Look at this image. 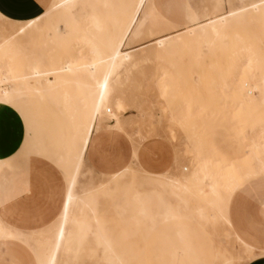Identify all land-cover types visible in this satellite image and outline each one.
Returning a JSON list of instances; mask_svg holds the SVG:
<instances>
[{"label": "bare ground", "instance_id": "1", "mask_svg": "<svg viewBox=\"0 0 264 264\" xmlns=\"http://www.w3.org/2000/svg\"><path fill=\"white\" fill-rule=\"evenodd\" d=\"M159 2L163 13L168 14L169 0ZM213 2L212 12L202 21H198L197 11L185 4V16L191 22L187 26L165 18L155 0H49L40 16L23 22L0 14V119L4 109L21 96L43 98L51 94L55 101L46 98L67 116L68 129L66 195L60 214L43 229L24 231L8 223L7 202L1 198L6 163L0 156V264H4L14 239L34 252L38 264H135L138 258L133 256L132 242L128 241L138 237L139 220L151 218L152 206L171 219L228 229L234 246L228 249L221 241L223 234L213 233L212 264H238L255 253L264 256V250L249 245L233 230L226 210L221 208L240 183L264 172V159L257 167L248 164L243 172L240 168L228 171L213 181L209 166L213 162L223 164V159L211 161V150H205L200 138L191 133L185 142H179L185 147L176 150L173 164L166 171L150 173L140 165L137 155L148 137L130 130L133 120L123 122L119 117L135 109L141 119L147 117L149 125L154 124L152 117L142 112V104L128 94L146 91L147 84L160 98L168 93L172 98L190 101L206 95L210 101L230 98L231 110L247 117L264 111V66L257 70L264 64V0ZM150 36L157 37L123 51ZM148 66L159 69L146 76L142 69ZM158 79L163 82L158 83ZM181 80H185L183 87L187 86L183 90ZM6 84L11 85L9 89L2 88ZM185 105L197 108L191 102ZM175 109L171 105L164 113L169 126L180 124ZM188 117L193 115L183 116L181 126H186ZM259 123L248 124L256 130L243 136L250 150L258 147V134H264ZM205 126V121L196 120L192 131ZM127 127L125 136L139 138V143L133 145L131 163L105 175L109 183L101 189L109 195H102L99 185L77 193L92 134L102 130L124 133ZM255 131H259L257 136ZM179 151L188 158L190 170L186 165L179 167ZM247 154L246 150L232 159H243ZM135 174L145 177L144 185L132 179L133 184L123 188L124 179ZM144 187L148 189L142 194L140 189ZM187 193L209 201L193 211ZM101 202L109 212L122 213L119 219L127 229L114 235L102 230L98 214ZM233 251L237 254L232 255Z\"/></svg>", "mask_w": 264, "mask_h": 264}, {"label": "rangeland", "instance_id": "2", "mask_svg": "<svg viewBox=\"0 0 264 264\" xmlns=\"http://www.w3.org/2000/svg\"><path fill=\"white\" fill-rule=\"evenodd\" d=\"M39 1L45 10L48 6L49 0ZM186 1L170 0L171 11L170 14L167 15L163 13L162 5L159 0H155L158 9L162 12V15L165 18L182 26H187L191 23L186 19L185 16L184 7ZM190 2L192 7L198 13V21L205 19L214 8L213 0H190ZM110 32L111 29H108L107 33ZM155 37L150 36L151 39L148 38L136 42L127 48H123V51L148 43ZM259 66L260 68L257 66V70H261L264 64L262 63ZM158 69L159 68L154 66H150V68L148 66L146 69L143 68L142 71L146 72L147 75H145L148 76L152 74V72H156ZM155 75L156 74L154 73V76ZM163 80L161 81L158 79L157 82L159 83L160 81L161 83ZM181 82V88L183 90L187 86L183 87L185 80H181ZM41 84L43 87H45V82H42ZM7 86L10 87L11 85L6 84L3 85L2 88L9 89ZM145 87H149V90H147L148 88ZM145 87L144 89L146 91H130L128 94H130L132 97H135V102L142 104V112L146 116H151L152 122L154 124L149 125V120L147 117L141 119L135 109H130L127 113L119 115L123 122H128L130 119L133 120V125L130 126L131 131L136 130L139 132V137H148V141L152 140L146 143L145 146L150 144L160 145L163 147V150L171 151L172 156L174 157L176 150L178 151L185 147H182V145H180L181 143L179 142H185V138L189 137L191 133L196 134V136L200 138L199 141L205 150H211L213 153V156L210 157L211 161L217 158L223 159V164H220L221 162H213L209 166V174L211 179L213 178V181L228 171H236L238 168H240V170L243 172L245 171L248 164H254L253 166L255 167L261 164L260 162L262 159H264V134L263 136H259V131H255L256 136L258 134V147L253 148L252 150L245 147L246 141L243 139V136L253 130H256L253 129L255 127H247L248 124H253L254 122H261L259 124H261L263 127L262 129H264L263 110L257 113L258 115L260 114L259 116L254 114L247 117L240 112L238 113V111L231 110L230 98L223 100L221 97H217L214 101H210L208 96L201 95L189 101V99H183L179 96L172 98L168 93H164L163 98H160L159 94H157V90L152 85L148 86L147 84ZM46 97H48L51 101H55V97L51 94ZM46 97L31 98L29 96H21L16 101H14L15 103L13 102L4 109L1 117L2 120L0 119V146L2 149H4V146L2 145L5 142L3 134L8 131L7 121L16 117L20 125V140L18 145L19 150L17 151L15 157H44V159H47L53 163L64 175V159L68 153V129L66 122L67 116L62 112L59 106L52 104L47 100ZM190 102L197 108L190 109L187 105H185L189 104ZM171 105H174L176 108L174 112L179 117L180 124L183 121V116H189V114L193 115V117H188L185 121L186 126H181L180 124L169 126V124L164 121V113ZM143 107L144 109H142ZM196 120L205 121V128L192 131L193 124L196 122ZM209 121L210 123H208ZM207 125H209L211 128L208 129L207 127L209 126ZM127 128L122 134L125 135V133L129 131V127ZM129 141H131L133 145H137L139 143V138H133L132 140L129 139ZM194 144V142L191 143V145ZM189 145L190 143L188 142L187 146ZM246 150L248 151L249 155H245L243 159H238L239 161L232 159V157H234L236 154L242 155V153ZM3 152V150H0L1 158L4 156ZM179 156L181 157H179V167H185L186 165V167L190 170L188 158L185 156V154H181V151H179ZM11 157L12 156H4L3 161H5L7 164ZM83 164L80 170L81 176L78 183L79 185H77L76 188L77 193H81V191L87 188H93L99 185L100 193L107 197L109 195L108 191L103 188L101 189V187L108 184L109 179L106 178L105 175L100 176L96 172L91 171L85 166V162H83ZM143 169L147 171L144 167ZM260 174L254 178L240 183L233 194L229 197L228 202L221 204V208L226 210L227 218L232 225L233 230L241 236L243 241L254 248H261L260 250H264V237H262L263 232H256V222L254 220L249 219L245 222L241 221L240 214L236 208L238 196H242L244 194V191L249 187L251 182L262 179L264 172ZM230 175L231 174L228 173L227 176ZM224 176L226 177V175H223V177ZM133 177L134 178L126 177L124 179L123 188L128 187L131 183L133 184L132 179H136L138 183H142L144 185L145 177L143 175L135 174ZM110 184L112 183L110 182ZM133 189H135V187H133ZM146 189L148 188L144 187L140 189V192L145 194L147 192ZM193 195L194 194L190 193L189 195L188 193L186 194L187 202L191 210L194 211L198 204L199 206L203 207L207 205L209 201L208 198L204 197L205 199L202 200L203 197L200 198L197 195ZM153 200L156 202V197H154ZM204 200L206 201L205 203ZM105 204L106 203L101 202V205L99 206L100 211L98 214L100 217L101 228L103 231H107L108 234H117L119 231L126 228V224L119 219V215L122 213L118 210L109 212L108 206ZM260 205L262 206L261 214L264 217V201H262ZM150 214V219L141 221L139 220L140 226L138 227L139 229L137 228L139 230L138 237L131 240L129 239L128 241V243L132 242L131 247L134 250L133 256L138 258V260L134 262L135 264L136 262L138 264H212V248L214 242L212 235L216 231L223 234L221 241L225 247L230 249L231 246H234L233 240L230 239V233L228 229L225 230L224 227L217 228L211 226L210 224L205 226H200L197 224V226L196 223L190 220L171 219L169 216H163L162 211H157L153 206L151 207ZM128 215H130V213ZM210 232H212V234ZM256 233H258L260 236ZM18 247V251L16 252L14 258H18L21 264H29L31 259L25 250V246L21 245ZM235 254H237V252L233 251L232 255ZM262 257H264L262 254L259 255L256 253L247 255L246 258L238 262V264H248L249 262Z\"/></svg>", "mask_w": 264, "mask_h": 264}, {"label": "crops", "instance_id": "3", "mask_svg": "<svg viewBox=\"0 0 264 264\" xmlns=\"http://www.w3.org/2000/svg\"><path fill=\"white\" fill-rule=\"evenodd\" d=\"M169 4L171 11L170 0ZM185 4L192 7L190 0H187ZM43 12L44 7L39 0H0V14L13 21L32 20ZM169 14L170 12L167 15ZM7 126L8 131L3 134L4 149L0 146L4 156H12L1 175V178L6 181L1 198L7 202V221L24 231L43 229L50 225L61 212L66 195L65 177L44 157H15L19 150L20 125L14 117L7 121ZM150 141L142 143L139 147L138 161L151 173H163L173 164L172 153L169 150H163L160 145L145 146ZM132 152L133 144L124 134L102 130L92 134L90 138L84 156L85 166L100 176L112 174L130 163ZM262 201H264V176L262 179L251 182L244 194L238 196L236 208L240 214V220L243 222L249 219L254 220L256 232H263L262 237H264V217L261 214L262 206L260 205ZM258 233L256 234L259 235ZM21 245L25 246L31 259L29 264H38L34 252L16 239L10 243L4 264H21L18 258H14L18 246ZM248 264H264V257Z\"/></svg>", "mask_w": 264, "mask_h": 264}]
</instances>
